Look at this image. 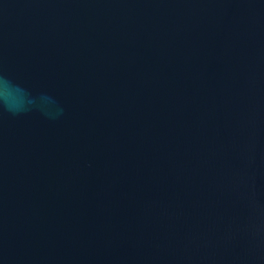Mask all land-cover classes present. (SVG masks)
Listing matches in <instances>:
<instances>
[{"label":"water","instance_id":"95a60500","mask_svg":"<svg viewBox=\"0 0 264 264\" xmlns=\"http://www.w3.org/2000/svg\"><path fill=\"white\" fill-rule=\"evenodd\" d=\"M0 264H264V0H0Z\"/></svg>","mask_w":264,"mask_h":264}]
</instances>
